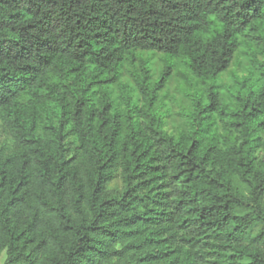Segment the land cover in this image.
Returning <instances> with one entry per match:
<instances>
[{"label":"trees","instance_id":"obj_1","mask_svg":"<svg viewBox=\"0 0 264 264\" xmlns=\"http://www.w3.org/2000/svg\"><path fill=\"white\" fill-rule=\"evenodd\" d=\"M263 134L264 0H0L2 264H264Z\"/></svg>","mask_w":264,"mask_h":264},{"label":"rangeland","instance_id":"obj_2","mask_svg":"<svg viewBox=\"0 0 264 264\" xmlns=\"http://www.w3.org/2000/svg\"><path fill=\"white\" fill-rule=\"evenodd\" d=\"M248 67V61L243 54H239V56L234 60L231 70H235L238 74L246 73V69ZM227 75L224 74L221 79V83H225L227 81ZM179 82L178 75H173L167 85L166 94L163 98V104L161 107L162 112L165 113V121L166 127L169 131H176L184 126L183 119V111L187 106V103L184 99H182L176 91V86ZM264 137V134H263ZM121 179L120 177H116L113 182H111L108 186L109 190H113V188L121 187ZM4 259V253L0 257V264H2Z\"/></svg>","mask_w":264,"mask_h":264}]
</instances>
